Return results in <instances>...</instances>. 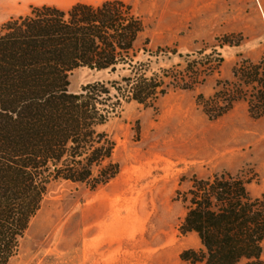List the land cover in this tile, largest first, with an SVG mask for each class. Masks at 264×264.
I'll return each instance as SVG.
<instances>
[{
  "label": "rangeland",
  "instance_id": "1",
  "mask_svg": "<svg viewBox=\"0 0 264 264\" xmlns=\"http://www.w3.org/2000/svg\"><path fill=\"white\" fill-rule=\"evenodd\" d=\"M104 1L0 0V28L32 7ZM119 1L143 25L135 69L161 78L167 94L150 107L122 102L104 127L116 144L119 175L97 190L51 184L7 264H184L182 252L201 247L195 233L180 230L186 207L178 191L187 190L193 176L231 173L249 181L253 197L264 193V119L252 118L241 100L212 120L199 102L200 94L207 100L220 90L218 82L231 81L237 64L264 56V0ZM219 58L223 63L215 67ZM203 62L214 69L202 73L194 90L169 85L189 64ZM134 71L78 68L69 90L94 82L121 88Z\"/></svg>",
  "mask_w": 264,
  "mask_h": 264
},
{
  "label": "trees",
  "instance_id": "2",
  "mask_svg": "<svg viewBox=\"0 0 264 264\" xmlns=\"http://www.w3.org/2000/svg\"><path fill=\"white\" fill-rule=\"evenodd\" d=\"M142 32L141 20L119 0L32 7L0 28V264L12 257L51 184L97 190L119 175L116 144L104 127L123 101L150 107L169 87L135 69ZM222 63L219 58L215 67ZM127 67L136 71L123 78L121 88L94 82L69 90L70 74L78 68ZM210 67L189 64L169 85L194 90ZM232 77L218 82L221 88L211 98L199 95L205 114L217 120L242 100L252 118L264 119V56L237 64ZM248 184L223 172L193 176L190 187L178 191L186 207L181 233H195L201 244L182 252L184 264H264V193L253 197Z\"/></svg>",
  "mask_w": 264,
  "mask_h": 264
}]
</instances>
